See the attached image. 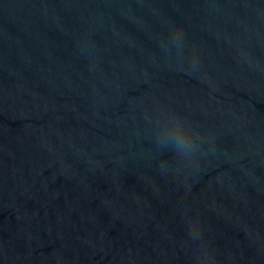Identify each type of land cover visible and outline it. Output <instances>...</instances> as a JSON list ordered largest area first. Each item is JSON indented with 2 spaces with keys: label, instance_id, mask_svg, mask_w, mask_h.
Returning a JSON list of instances; mask_svg holds the SVG:
<instances>
[{
  "label": "water",
  "instance_id": "obj_1",
  "mask_svg": "<svg viewBox=\"0 0 264 264\" xmlns=\"http://www.w3.org/2000/svg\"><path fill=\"white\" fill-rule=\"evenodd\" d=\"M0 264H264V0H0Z\"/></svg>",
  "mask_w": 264,
  "mask_h": 264
},
{
  "label": "clouds",
  "instance_id": "obj_2",
  "mask_svg": "<svg viewBox=\"0 0 264 264\" xmlns=\"http://www.w3.org/2000/svg\"><path fill=\"white\" fill-rule=\"evenodd\" d=\"M167 32L177 43L183 36L182 30L175 24H168ZM192 57L194 60L195 56ZM152 123L154 142L163 156H170L175 165H183L193 170L199 168V158L202 154L199 128L193 126L180 112L171 109L161 111ZM168 164L167 159L161 160V167ZM187 227L192 242L198 244L199 251L208 256L207 243L201 238L202 225L196 216L188 217ZM197 259L199 260V257Z\"/></svg>",
  "mask_w": 264,
  "mask_h": 264
}]
</instances>
